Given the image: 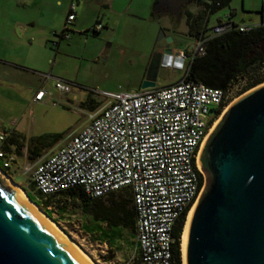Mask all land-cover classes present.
Segmentation results:
<instances>
[{"label":"built area","instance_id":"built-area-1","mask_svg":"<svg viewBox=\"0 0 264 264\" xmlns=\"http://www.w3.org/2000/svg\"><path fill=\"white\" fill-rule=\"evenodd\" d=\"M74 9L71 5L62 39L70 36ZM260 26H264V2L259 24L237 23L226 14L193 36L192 47L163 53L160 68L181 72L179 81L145 90L101 93L104 103L87 113V124L35 164L34 190L50 196L78 187L85 196L98 199L127 188L137 247V255L127 264H171L173 227L182 216L186 218L204 184L197 166L200 148L229 104L228 89L185 80L189 64L205 55L212 39ZM101 28V24L93 26L95 32ZM54 88L61 94L70 92L69 85L60 80ZM45 96L46 91L39 89L32 102ZM5 137L0 134V146ZM11 159L0 148L4 169Z\"/></svg>","mask_w":264,"mask_h":264},{"label":"rangeland","instance_id":"rangeland-1","mask_svg":"<svg viewBox=\"0 0 264 264\" xmlns=\"http://www.w3.org/2000/svg\"><path fill=\"white\" fill-rule=\"evenodd\" d=\"M17 1L25 3L24 0ZM76 1L79 0H73L71 4L77 13V25L70 27L69 39L59 41L54 36L63 29L67 10L63 12L65 4L58 7L54 4L55 0H50L47 8L49 24L60 19L62 22L58 28L42 35L41 42L37 40L35 43L34 50L37 48L41 57L38 61L27 60L25 63L30 67L27 71H0V134L6 136L2 145L12 158L7 172L2 173L22 189L27 199L25 188L31 182L35 164L64 146L72 133H77L87 124V113L104 103L101 93L139 90L141 81L154 75V72L157 87L168 86L181 79V72L158 69L160 59L159 62L154 61L153 56L161 46L166 45L164 40L157 42L161 30L172 37L171 47L183 49L193 45V38L183 33L186 29L184 20L177 22L178 31L182 33L167 35L171 33L169 29L173 20L168 14L150 15L152 0H130L120 13H112L102 6L99 14L103 15L101 22L104 29L98 34L90 31L95 25L96 13L88 11L86 4L76 7ZM263 2L230 0L227 6L211 15L209 25L231 11L234 12L232 20L237 23L250 20L253 24H259ZM7 3L9 12L16 10L15 0ZM23 15L21 9L17 18L24 19ZM1 50L4 48H0V52H3ZM56 80L67 83L70 92H57L54 88ZM246 82V78H239L231 83L227 88L226 102L230 104L243 94ZM36 89H43L47 93L41 103H31ZM33 146L39 149L38 157L30 153L35 148ZM76 205L75 200L56 195L47 201L46 206L37 207L94 264H126L114 262L108 249L92 244L81 232ZM61 207L67 212L65 217L68 218L65 220L55 213V209Z\"/></svg>","mask_w":264,"mask_h":264},{"label":"water","instance_id":"water-1","mask_svg":"<svg viewBox=\"0 0 264 264\" xmlns=\"http://www.w3.org/2000/svg\"><path fill=\"white\" fill-rule=\"evenodd\" d=\"M129 2L104 0V6L120 13ZM184 2L159 0L158 7L178 17ZM162 40L170 53L172 37L161 30ZM154 87L143 80L139 90ZM197 166L204 184L186 223L183 264H264V83L226 107ZM0 264H86L1 176Z\"/></svg>","mask_w":264,"mask_h":264},{"label":"crops","instance_id":"crops-1","mask_svg":"<svg viewBox=\"0 0 264 264\" xmlns=\"http://www.w3.org/2000/svg\"><path fill=\"white\" fill-rule=\"evenodd\" d=\"M7 1H14V0H0V48L1 47L4 48V50H1L3 52H0V67H3L4 69H0V71L7 70L8 72L12 70L16 71V69L27 71L29 70L30 67L26 65L25 62L27 60L38 61V59L41 57V54L38 51H36L37 48H35L34 50V46L37 40L41 42L43 40L42 35L46 34L47 32L53 31L55 28H58L61 25L62 21L60 19L57 20L56 22H53L51 25L49 24L48 21L49 14L47 8L50 3V0H24L25 3H21L20 1L15 0V3L17 5H14V8H16V10L13 12L8 11ZM72 1L73 0H65V1L55 0L54 2V4L58 7L62 6V4H65V7L63 9V12L67 10L65 19L69 13L70 6L72 5L71 4ZM200 1L204 2L207 0H200ZM158 2L159 0H152L149 8V14L152 15L153 13H159L161 15L168 14L169 16H171L173 20L171 29H169L171 33L167 35L180 34L184 31L183 33L193 37L192 36L193 33L190 35V29L187 24V14H191L193 17H195L197 13L202 9V6L199 5L198 2L191 5L188 4L186 8L187 10L184 9L183 12H180V8H179L178 17H175L173 14L168 13L166 11L165 6L162 8V10H159ZM81 4L84 5L86 4L88 11L96 13L95 24L98 21L99 24H101L102 26L101 30L104 29L103 27L104 25H102L101 22L103 15L99 14L101 12L100 11L101 7L104 6L105 4L104 0H79L76 1L75 6L77 7ZM21 9L24 13L23 15L24 19L17 18L18 11H20ZM74 12H75V18L71 26H73V24L77 25V13L75 10ZM229 14L232 19L234 16V12L231 11ZM43 18L44 20H42ZM181 20H184V25L186 29L183 31H178L177 22ZM250 22L251 21L248 20L245 23H250ZM101 30L98 33H100ZM71 31L72 30L70 29V32ZM54 36L57 35L54 34ZM28 41H31V43H27ZM58 43H56V45H58ZM170 44L168 48L171 52L181 49L180 47H176V46L171 47ZM164 50H165V45L161 46L160 51H158L153 56L154 61L159 62L160 56L163 53H165ZM159 68L160 66L158 67V69ZM149 76L150 77H148V79L146 80L156 82L155 72L154 75L151 74ZM26 88H28L27 85ZM29 90H31L30 87ZM37 90L39 89H36L31 96V103H34L32 102V97ZM46 97H47V93L45 98ZM43 100L37 103H41L43 102ZM74 200L77 202L76 212L79 216L78 220L80 222V230L82 233H84V235L88 238V240H90L92 244L98 247H103L105 249H108V251H110L111 258L112 260H114V262H119V263L125 262L127 264L132 256L137 255V247L133 232V222H134L133 214L130 219L132 221L129 222L132 225L129 227H125L122 225L111 226V225H107L106 222L102 221L104 219L101 216V213L102 214L105 213L107 207L115 205L116 202L115 196L107 195L101 198V200L95 202V206L89 204L87 205L88 207H84L79 200L77 199ZM128 208L129 209L131 208V204ZM55 213L59 216L60 219L65 220L64 218L67 217V216L65 217V214L67 212H65L64 208L62 207L61 209L58 208V210L55 209Z\"/></svg>","mask_w":264,"mask_h":264},{"label":"trees","instance_id":"trees-1","mask_svg":"<svg viewBox=\"0 0 264 264\" xmlns=\"http://www.w3.org/2000/svg\"><path fill=\"white\" fill-rule=\"evenodd\" d=\"M230 0H213L211 3L198 1L202 9L195 17L187 14V24L190 29V35L196 36L199 31L206 30L209 25V19L213 13L228 5ZM96 24H99L97 21ZM93 34H98L93 28L90 30ZM63 31L56 37L62 40ZM239 78H246V86L243 92L264 83V26L256 27L248 32H230L216 37L209 41L205 47V55L194 58L190 64L185 80L194 83H201L205 86L219 89H227L231 83ZM30 150V153L38 157L39 149L36 146ZM1 149L6 152V148L1 144ZM0 168L3 172L8 169ZM29 200L36 206L44 207L47 201L56 196L62 195L71 200L77 199L84 207L101 200L92 199L85 196L78 187L60 192L55 195L42 196L33 188L32 182L25 188ZM109 196H115V205L107 207L105 213H101L104 222L107 225H122L129 227L132 224L131 216H134L133 232L135 223V214L131 202V196L127 188L117 192L110 193ZM131 204V208L128 207ZM133 211V212H132ZM107 216H105V215ZM97 215V214H96ZM184 225V216H182L173 227L174 243L172 245L171 264H182L180 253V238Z\"/></svg>","mask_w":264,"mask_h":264},{"label":"bare ground","instance_id":"bare-ground-1","mask_svg":"<svg viewBox=\"0 0 264 264\" xmlns=\"http://www.w3.org/2000/svg\"><path fill=\"white\" fill-rule=\"evenodd\" d=\"M2 172H0V175L2 177V179L9 185H11L19 194L20 196L29 204V206H31L32 209H34L38 214L39 216L45 221V223L50 227V229H52L57 235L58 237H60L69 247L71 250H73L79 257H81L85 262L86 264H94L90 258L84 254L82 252V250L76 246L74 243H72L67 237L66 235L51 221L49 220L48 218H46L41 212L40 210L38 209V207L36 205H34L33 203L29 202V199L26 198V196L24 195V193L18 188V186L16 187L15 184H13L10 179L8 177H5L3 175V173L1 174ZM193 207V206H192ZM191 207V209H192ZM191 209L189 210V212L187 213L186 215V218H185V223H184V230L183 233H182V236H181V258H182V247H183V235H184V231H185V227H186V223H187V220H188V217H189V214H190V211ZM182 264H183V259H182Z\"/></svg>","mask_w":264,"mask_h":264},{"label":"flooded vegetation","instance_id":"flooded-vegetation-1","mask_svg":"<svg viewBox=\"0 0 264 264\" xmlns=\"http://www.w3.org/2000/svg\"><path fill=\"white\" fill-rule=\"evenodd\" d=\"M199 0H185V2L184 3H182L181 5H180V12H183L184 11V9H186L187 8V5L188 4H195L196 2H198ZM211 1H213V0H207V1H205V2H208V3H211ZM187 10V9H186ZM143 81V80H142ZM141 81V82H142ZM140 86V85H139Z\"/></svg>","mask_w":264,"mask_h":264}]
</instances>
